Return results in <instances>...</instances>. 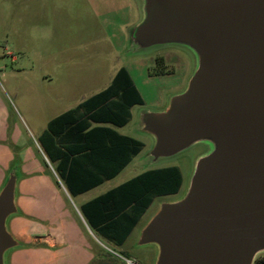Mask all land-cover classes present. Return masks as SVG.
Returning a JSON list of instances; mask_svg holds the SVG:
<instances>
[{
    "label": "water",
    "instance_id": "obj_1",
    "mask_svg": "<svg viewBox=\"0 0 264 264\" xmlns=\"http://www.w3.org/2000/svg\"><path fill=\"white\" fill-rule=\"evenodd\" d=\"M133 50L175 44L194 60L185 88L164 108L142 110L148 162L194 146L187 188L140 229L154 264H254L264 256V0H138ZM13 165L0 186V264L23 243L9 220L19 213Z\"/></svg>",
    "mask_w": 264,
    "mask_h": 264
},
{
    "label": "rangeland",
    "instance_id": "obj_2",
    "mask_svg": "<svg viewBox=\"0 0 264 264\" xmlns=\"http://www.w3.org/2000/svg\"><path fill=\"white\" fill-rule=\"evenodd\" d=\"M139 18L138 0H0V186L16 160L19 180L37 175L41 171L36 169L42 168L43 175L60 181L39 151L38 136L64 107L117 85L121 75L126 77L128 89L139 97L132 106L131 120L118 131L142 140L144 147L117 176L72 196L71 201L60 193L66 203L62 211L57 209L55 191L48 183L39 187L40 192L36 190L40 193L39 208L54 207L61 219L59 264H84L86 251L93 257L85 264H127L118 255L139 264H154L156 247L137 244L140 229L161 203L183 195L194 160L205 149L197 145L173 157L148 162L152 138L139 130V113L164 108L172 94L182 91L194 60L188 49L175 44L133 50L129 29ZM159 57L163 64L157 62ZM24 163L28 168L22 166ZM167 165L181 170L179 191L155 197L120 246L91 228L79 209L84 224L74 208L145 169ZM12 234L25 245L19 233ZM31 237L34 244L39 242L35 233Z\"/></svg>",
    "mask_w": 264,
    "mask_h": 264
},
{
    "label": "trees",
    "instance_id": "obj_3",
    "mask_svg": "<svg viewBox=\"0 0 264 264\" xmlns=\"http://www.w3.org/2000/svg\"><path fill=\"white\" fill-rule=\"evenodd\" d=\"M157 62L163 64V58ZM126 81L121 75L117 85L112 84L53 117L38 136L54 171L71 195L111 179L144 147L142 140L103 125L122 126L131 120L130 108L139 97L128 89ZM92 122L98 124L91 126ZM17 163L16 160L13 165ZM53 180L60 186L56 178ZM182 180L176 165L148 168L87 200L79 209L91 228L120 246L153 199L177 193ZM18 215L23 213L19 210ZM254 264H264V256Z\"/></svg>",
    "mask_w": 264,
    "mask_h": 264
},
{
    "label": "crops",
    "instance_id": "obj_4",
    "mask_svg": "<svg viewBox=\"0 0 264 264\" xmlns=\"http://www.w3.org/2000/svg\"><path fill=\"white\" fill-rule=\"evenodd\" d=\"M93 94H91V95H93ZM91 95H89V96H91ZM89 96L83 97L80 101L84 100L85 98H87ZM80 101L75 103L73 106L64 107L58 114L75 107ZM130 110L132 113V106H131ZM58 114H56L55 116H57ZM55 116H53V117H55ZM53 117H51L50 119H52ZM96 124H98V123L92 122L91 126L96 125ZM100 124H103V123H100ZM46 125H47V123H46ZM103 125L110 126V127L114 128L116 131H118L119 128L124 126V125L114 126V125L109 124V123H104ZM119 133H121V132H119ZM122 134H124V133H122ZM127 135H129V134H127ZM130 136H132V135H130ZM38 146H39V151L42 154L44 161L46 162V164H49L51 166V168L53 169V167H52L51 163L49 162L45 152L43 151L39 141H38ZM131 160H130V162H131ZM127 165H125L123 167V169ZM22 166L24 168H28L25 163ZM23 167H22V171L25 172ZM123 169H121V171ZM36 171H41V172L38 173L37 175H31V176H28L25 178L23 177L22 179L19 180V183H18L16 203H17V206L23 212V215L14 216L10 220L9 226H10V230L12 233H14V234L19 233L21 235L22 240L24 241L25 245L22 246L21 250H20V248H19V250H18V248H16V249L9 252V255L7 256L8 257L7 258V264H21L25 260L27 261V264H59L60 255L62 254L61 248H62L63 243H62L61 238H60V236L62 235V232H61L62 229L60 228L59 221L61 222V219L57 218V216H59V215H56V212H57L56 210L58 208H60V211L64 210V208L66 207V203L64 202L65 201L64 198L68 201H71L72 196H78V195H81L83 193H86V192H88L94 188H97L103 182L109 180V179L104 180L100 184L96 185L95 187H92L91 189H88L87 191H84L82 193H77L76 195H71V193L68 191L66 185L62 181H59L60 186H57L54 183V180L52 177H47V176L43 175L44 172H43L42 168H41V170L38 168V169H36ZM53 171H54V169H53ZM121 171H119L115 176H117ZM24 172H22V173H24ZM21 176H22V174H21ZM114 177H112V178H114ZM47 183L55 191L54 192L56 195L55 199L58 200V206H56L57 209L54 207L51 209V207H50L49 208L50 211L39 208V206H38L39 204H41V199L39 198L40 193H38L37 191L40 192L39 187L44 185V184H47ZM104 192H102V193H104ZM60 193H62L64 198L62 197V195ZM102 193H100V194H102ZM86 201H84V202H86ZM83 203H81V204H83ZM34 206L36 208H34ZM74 208H75L76 212L78 213V215L80 216V218L82 219V222L85 224L84 219H83V217L79 211V207H74ZM36 209H37V211H34ZM32 218H34L35 220H32ZM136 225H135V227H136ZM133 229H132V231H133ZM33 233H35V235L37 236V239L39 241L37 244H34V241L31 240L32 239L31 236ZM83 253H84L83 260H85L86 262L92 259L93 255L91 254V252L86 251Z\"/></svg>",
    "mask_w": 264,
    "mask_h": 264
},
{
    "label": "built area",
    "instance_id": "obj_5",
    "mask_svg": "<svg viewBox=\"0 0 264 264\" xmlns=\"http://www.w3.org/2000/svg\"><path fill=\"white\" fill-rule=\"evenodd\" d=\"M118 257H119L120 259H122V260H123L125 263H127V264H137L136 261H133V260H131L130 258H128V257H126V256L118 255Z\"/></svg>",
    "mask_w": 264,
    "mask_h": 264
}]
</instances>
